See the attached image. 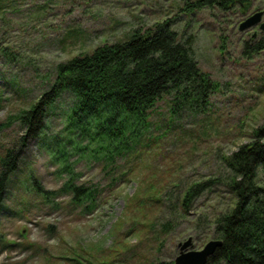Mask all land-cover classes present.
I'll use <instances>...</instances> for the list:
<instances>
[{
    "label": "rangeland",
    "instance_id": "374dc122",
    "mask_svg": "<svg viewBox=\"0 0 264 264\" xmlns=\"http://www.w3.org/2000/svg\"><path fill=\"white\" fill-rule=\"evenodd\" d=\"M191 2L0 0V155L17 149L23 128L14 116L50 88L59 63L124 39L134 28L170 19L180 36L192 39L201 70L219 84L203 113L184 109L172 122L168 98L159 101L150 135L114 161L113 185L89 149L69 147L74 183L98 185L86 212L61 189L67 173L52 160V145L30 138L0 208V264H172L179 242L190 236L198 250L214 238V216L231 205L226 187L202 192L186 211L178 198L187 185L226 174L223 157L264 128V48L250 57L242 53L244 41L264 44V0L189 11ZM257 10L260 22L239 30ZM69 95L63 92L50 109L42 133L48 143L66 124Z\"/></svg>",
    "mask_w": 264,
    "mask_h": 264
},
{
    "label": "trees",
    "instance_id": "16d2710c",
    "mask_svg": "<svg viewBox=\"0 0 264 264\" xmlns=\"http://www.w3.org/2000/svg\"><path fill=\"white\" fill-rule=\"evenodd\" d=\"M248 2L194 0L185 9L230 10L245 7ZM263 48L262 42L244 41L242 53L250 57ZM218 89L217 81L202 71L194 58L192 39L180 36L170 19L151 27L134 28L124 39L104 43L59 63L50 88L14 116L23 133L17 149H6L0 155V208L10 175L17 170L30 138L39 137L41 143L52 145V160L59 171L67 173L61 189L70 193V204L86 212L94 207L98 185L74 183V173L66 161L69 147L89 149V155L100 161L102 169L111 176L117 167L113 165L116 158L130 155L142 136L150 135L149 119L159 101L168 98L172 122L184 109L203 113ZM63 92L70 93L71 101L64 113L66 124L48 143L42 136L46 119ZM263 131V127L255 128L249 142L223 157L226 174L193 182L178 198L179 207L186 211L195 197L216 184L225 186L230 194L231 205L214 216L213 234L221 244L206 264H264ZM78 140L87 143L80 146ZM119 173L120 178L125 171ZM116 179L111 176L110 185Z\"/></svg>",
    "mask_w": 264,
    "mask_h": 264
},
{
    "label": "water",
    "instance_id": "95a60500",
    "mask_svg": "<svg viewBox=\"0 0 264 264\" xmlns=\"http://www.w3.org/2000/svg\"><path fill=\"white\" fill-rule=\"evenodd\" d=\"M262 15L263 11L261 10L253 12L239 24V30H245L257 25ZM259 28L264 30V22L259 24ZM220 244L221 240L212 238L202 248L194 250L192 249V238L189 236L186 240L178 243V254L172 264H206L208 257L213 254L215 248Z\"/></svg>",
    "mask_w": 264,
    "mask_h": 264
}]
</instances>
